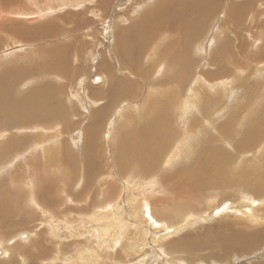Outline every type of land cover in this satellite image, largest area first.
Listing matches in <instances>:
<instances>
[{
  "label": "rangeland",
  "instance_id": "374dc122",
  "mask_svg": "<svg viewBox=\"0 0 264 264\" xmlns=\"http://www.w3.org/2000/svg\"><path fill=\"white\" fill-rule=\"evenodd\" d=\"M0 1V30H3L0 32V74L3 70L13 69L17 76L30 77L31 74L26 72H38L41 62L50 63L56 56V73L52 74L56 79L51 84L54 89L56 87L53 94L56 97L54 101L52 98L54 102L52 104L59 108L57 112H53L55 109L52 110L50 107L37 109L40 114L50 115L42 121L37 119L36 113L32 114L31 118L28 116L29 123H26L29 125L40 122L42 126L41 122L45 124L49 122L47 126H43L44 129L40 126L39 130L30 127L27 128L28 131L22 130L24 123L20 122L16 113V116L9 113L0 114L2 150L5 148L2 145L20 139L19 137H26L31 143V146L30 144L26 146L28 149L26 147L15 149L11 146L3 153L5 155L1 156L5 158L3 161L0 160V192H3L2 195L7 192L3 197L7 198V215L10 223L0 229L2 253V247H7L4 250L6 256L1 255L0 261L8 259L10 263L5 261L6 264H12V260L13 264H27L24 260L28 257L23 252L31 251L30 254H35L33 256L37 259L34 264H264V237L258 240L257 244L246 242L240 244L244 247L253 246L249 252L240 253L237 236L245 230L255 232L251 236L255 235L254 239L257 240L256 232L264 230V220L260 219L264 216V211L260 209L264 206V194L254 195L259 188L253 183L254 178L260 175L264 181V170L259 174L254 168L252 170L246 168L247 179H244L243 175L237 176L234 171L239 165L252 167L253 164H261L262 162H258L260 159L258 161L253 159L264 152V108L261 106L264 104V0H215V8L206 16L202 11L203 2L206 0H182L176 5L180 7L178 12L182 10L183 3L189 2L196 6L197 19L189 17L187 12L183 18L173 19L169 21V25L152 32V38L150 37L152 29L127 30L123 28L129 25L123 23L137 18L138 15L135 13L138 11L135 5L138 4L143 6L139 10L140 17H145L149 22L152 17L141 13L148 9L150 15L157 14L160 9L157 0L149 2L111 0L102 7L103 9L100 5L106 0H82L80 6L74 4L70 8L58 6L61 0H52V8L45 6L51 10L43 6V0L42 3H39V0H30L31 3L25 2L28 0H12V6L8 4L11 3L10 0H6L7 3L5 0ZM73 1L75 3L76 0ZM239 4L244 6L239 8L237 7ZM168 5L167 2L166 6ZM232 5L233 14L240 16L237 19H233L229 13ZM162 9L164 10V7ZM69 14L71 16H68ZM227 15L231 17L227 19ZM118 16L123 17V20L115 23L117 18H120ZM82 20L89 22L85 25ZM48 22H51L49 28L42 25ZM188 25L194 32L190 33L191 48L187 49V45L180 47L182 36L184 37L180 31L184 29L183 26ZM16 26H22L18 33H23L25 38L20 39L18 35L14 38L11 35L13 32L9 29ZM40 26L46 27L48 31L37 32L36 29ZM170 29L178 30L181 35ZM123 30L145 32L147 35L138 43L141 47L134 48L136 39L124 41V45L116 44L119 33ZM28 31L33 35H28ZM223 35L228 39H223ZM216 37L218 42L229 40L234 42V46L224 48L221 53L217 52L213 42ZM247 40L251 41L252 45L250 42L243 43ZM129 42L133 44L127 45ZM143 42L150 47H146V51L140 56L141 59L135 60L137 66H132L124 51L129 52L133 49L135 56L140 49L145 48ZM169 44L174 46L168 47ZM116 46L120 47L117 48L118 52ZM166 48L177 55L180 51L182 55L178 57L183 61L180 62L179 59L177 64L170 59H163L165 57L161 55L166 52L164 51ZM11 50L13 54L9 53ZM186 60L191 62L184 64ZM102 64H108L113 68V73L111 75L107 73L104 83L98 81V78L102 79L106 73ZM186 65L188 68H184ZM47 75L50 74L45 72L41 76L46 78ZM113 76L123 78L127 83V87H119H126L123 90H126V93H121L115 98L108 93L110 90L106 89L108 86L105 84L109 83ZM45 78L39 84L49 85V77ZM36 79H27L25 81L27 84L24 82L21 85L25 86L22 89L19 87L21 81H15L19 89L17 88L18 92L14 96L26 100L24 89L33 87L32 83H36ZM9 83L10 81H7V85ZM199 90L205 92L202 94ZM221 96L225 99L224 104L220 102ZM47 97V92L39 97L40 105L46 103ZM203 102L208 108H205ZM198 103L204 107H199ZM181 104L182 111L179 110ZM232 107L235 109L232 110ZM199 108L201 111L206 110L198 112ZM61 111L70 120L67 121L70 128L63 131L66 124L62 121ZM158 114L169 121L157 129L153 121L158 118ZM193 119L197 120V123L192 122ZM198 123L199 126L206 127L204 133H195H199L197 135H200V138L194 137L189 127V124L196 126ZM225 123L236 124L237 130H241L240 134L235 136V140L231 139V144L225 140L228 138L225 134L215 132L217 124L220 126ZM89 128L95 132L92 141L86 136ZM51 129L55 130L54 133L50 131ZM5 130H8L7 136L3 135ZM179 131L182 132L181 136ZM140 132H143L142 135ZM39 133H42V136ZM174 133V137L172 136L168 142L165 141L168 135ZM185 134L192 135V138H189L190 142L189 140L185 142L190 145L183 146L178 158L173 162L175 168L172 171H179V167L196 166L199 170L194 178L165 175V172L159 169L168 158L170 159L167 160L166 169L173 168L172 154L175 150V153H178L183 138L187 136ZM33 136L40 138L41 141L34 140ZM197 139L203 141L200 155L199 148L193 147ZM126 141L127 144L130 143L128 157L134 160L131 171H153V176L150 174L147 183L156 181L155 189L158 191L154 190L152 193L148 190V194H142L139 189L144 187L138 186V176L128 170H121V166L127 164L128 160L121 162L118 151ZM140 142L144 143L142 147L145 151L149 150V153H139L142 149ZM60 146L66 149L63 154L59 151V148L62 149ZM90 147L91 157L89 155L90 160H87L86 154H89ZM59 152L62 154L59 155L61 160L57 161ZM219 153L228 155L230 161L228 165ZM65 154L70 159H75L64 160L67 158ZM191 154H195L199 161L193 163ZM139 156L144 157L145 162L137 161L141 159ZM184 160L186 161L182 163ZM187 162L191 165L186 166ZM61 164L68 165V169L61 168ZM95 167L99 170L96 171ZM241 169L245 170V166ZM216 185L220 187L215 188ZM29 193L35 195L34 201L30 199ZM111 209L112 212H109ZM253 209L259 211L255 212L259 222H253L250 214L249 218L248 215H243L244 211L253 212ZM40 210L48 213L47 217H42ZM92 218L100 222V225H106L105 228L96 226V220L93 221ZM125 218L129 223L123 220ZM46 219L47 226L45 227L44 223L39 226L40 222ZM55 225L56 231L61 233L60 238L56 237L57 235L53 236L56 232ZM118 227H122L123 231H115ZM231 230L234 233L232 232L230 236ZM22 234H27V238L21 240ZM225 235L228 243L223 242ZM129 239L133 241V246L129 245L131 250H126L125 253L123 249ZM31 242L35 245L38 242L37 245H40L42 250L38 252L31 249L29 247ZM225 245H228L229 250H226ZM0 263L5 264L2 261Z\"/></svg>",
  "mask_w": 264,
  "mask_h": 264
},
{
  "label": "bare ground",
  "instance_id": "6f19581e",
  "mask_svg": "<svg viewBox=\"0 0 264 264\" xmlns=\"http://www.w3.org/2000/svg\"><path fill=\"white\" fill-rule=\"evenodd\" d=\"M4 1V0H3ZM6 1V0H5ZM11 1V3H8V4H11V6L13 5L12 4V0H10ZM19 1H22V0H19ZM62 1L63 0H61V2H59L58 3V6H69V8L70 7H73L74 6V4H78L79 6H80V3L82 2V0H76L75 1V3H74V1L73 0H66L67 2L66 3H62ZM85 1V0H84ZM145 1V0H144ZM147 2H149V1H152V0H146ZM181 1L182 0H157L156 2L158 3V4H160V9H159V11H158V13L157 14H154V15H150L149 13H148V9H146V10H144L141 14H147L148 16H149V18L150 17H152L150 20H149V22L148 21H146L145 20V17H140V15H139V10H141L142 9V7L143 6H141L140 4H138V5H135V7H136V9H137V14L135 13V15H138L137 16V18L136 19H134V18H132V20L131 21H127V22H125V23H123L124 25H126V24H128L129 26H127V27H125V28H123V29H152L151 31H150V37L152 38V32H155L156 30H158V29H161V27L162 26H164V25H169V21H172L173 19L174 20H177V19H181V18H183L184 16H186V13L187 12H189L188 13V15H190L189 17H191L192 19H197V9H196V6L195 5H191L189 2H185V3H183V8H182V10L180 11V12H178L179 10H180V7L179 6H176V5H178V3H181ZM1 2V1H0ZM26 3H28V2H32V1H30V0H28V1H25ZM24 2V3H25ZM43 2H44V4H43V6L45 7H51L52 8V0H43ZM111 2V0H106L105 2L103 1L102 2V4L100 5V7L102 8L103 6H105L107 3H110ZM168 2L169 3V5H168V7L166 6V3ZM6 3H7V1H6ZM39 3H42V0H39ZM2 4H3V2H2ZM1 4V5H2ZM100 4V3H99ZM3 5H6V4H3ZM2 5V6H3ZM20 5V4H19ZM81 5H84V4H81ZM121 5V4H120ZM16 6V5H15ZM22 6H24V4L22 3ZM144 6H145V4H144ZM233 6L234 5H232V6H230V12L229 13H231L232 14V18L233 19H237L238 17H240L239 16V14H233V11H234V8H233ZM243 6H244V4H243ZM243 6H241L240 4L237 6V7H239V8H241V7H243ZM7 7H9V6H7ZM45 7V8H46ZM162 7H164V10L162 9ZM172 7V8H171ZM2 8V7H1ZM10 8H14V7H10ZM18 8V7H17ZM169 8H171V11H170V9ZM213 8H215V0H206L205 2H203V5H202V11L204 12V15L206 16L207 14H209L210 13V11H212V9ZM47 9V8H46ZM74 9V8H73ZM83 9V8H82ZM103 9V8H102ZM150 9H151V6H150ZM162 9V10H161ZM237 9V8H236ZM47 10H51V9H47ZM99 10V9H98ZM101 10V9H100ZM119 10V9H118ZM40 11V10H39ZM89 11V10H88ZM105 11V10H104ZM103 11V12H104ZM115 11V10H114ZM135 11V10H134ZM18 12H19V10H18ZM55 12V11H54ZM72 12V11H71ZM120 12V11H119ZM122 12V11H121ZM5 13V12H4ZM70 13V12H69ZM86 13V12H85ZM91 13V12H90ZM73 14V13H72ZM105 14V13H104ZM121 14V13H120ZM132 14V13H131ZM20 15V14H19ZM116 15V14H115ZM123 15V14H122ZM68 16H71V14H69ZM67 16V17H68ZM76 16H78V15H76ZM124 16V15H123ZM161 16H162V19H161ZM66 17V16H65ZM104 17V16H103ZM118 17H120V18H117V20L115 21V23H119L118 21L120 20V21H122L123 19V17H121V16H118ZM231 16L230 15H227V19H229ZM64 18V17H63ZM105 18V17H104ZM101 19H102V17H101ZM130 19V18H129ZM128 19V20H129ZM51 21V20H50ZM82 23H87V22H89V21H85V20H82L81 21ZM54 23V22H53ZM52 23V24H53ZM81 23V24H82ZM131 23H133L132 25H131ZM172 23V22H171ZM223 23V22H222ZM16 24V23H15ZM55 24V23H54ZM122 24V23H121ZM42 25H45V26H49V25H51V22H48L47 24H42ZM41 25V26H42ZM86 25V24H85ZM116 25V24H115ZM33 26V25H32ZM39 27L38 29H36L37 30V32H42V31H44V30H47V28L46 27ZM120 26V25H119ZM123 26V25H122ZM234 26V25H233ZM27 27V26H26ZM51 27L52 26H50V29H51ZM58 27V26H57ZM57 27H55V28H57ZM44 28H46V29H44ZM49 28V27H48ZM54 28V29H55ZM182 28V26H180V29ZM183 28L184 29H182V31H180L181 33L183 32V35H184V37L182 36V44H180V47H183V46H185V45H187L186 46V48L188 49V48H191V43H192V41H191V36H190V33L191 32H194V29H190V26L188 25V26H183ZM18 29H21L22 30V26H16V27H11V29H9V31L10 32H13V33H11V35L15 38L17 35L18 36H20V39H23V38H25V36L23 35V33L22 34H20V33H18ZM24 29V28H23ZM114 29V28H113ZM2 30V29H1ZM0 30V32H2ZM8 30V29H7ZM118 30H119V27H118ZM121 30V29H120ZM171 31H174L175 33H178V35H181V33L178 31V30H175V29H170ZM6 31V30H5ZM25 31H27V30H25ZM24 31V32H25ZM48 31V30H47ZM53 31V30H52ZM57 31V30H56ZM115 31V30H114ZM7 32V31H6ZM30 31H28V35H31V33H29ZM50 32V31H49ZM39 34V33H38ZM49 33H47V35H48ZM116 34H117V32H116ZM115 34V35H116ZM10 35V36H11ZM33 35V34H32ZM31 35V36H32ZM50 35V34H49ZM147 34L145 33V32H143V31H137V32H134V31H126V30H123L122 32H120L119 33V36H118V38H117V35H116V38H117V43L116 44H122V45H124V41H130V40H132V39H136L137 40V42H136V45L134 46V48H140L141 46H138V43L141 41V39H143L144 38V36H146ZM160 35V34H159ZM30 36V37H31ZM36 36V35H35ZM40 36V35H39ZM54 36V35H53ZM224 36V35H223ZM7 37V36H6ZM40 37H44V36H40ZM47 37V36H46ZM172 37V36H171ZM155 38V37H154ZM40 39V38H39ZM43 39V38H42ZM223 39H228V37L227 36H224L223 37ZM151 40V39H150ZM218 40V38L216 37L215 38V40L213 41L214 42V44H215V48H216V50H217V52H222L223 51V49L224 48H228V47H231V46H234V42H231V41H229V40H220L219 42L217 41ZM7 42V41H6ZM231 42V43H230ZM250 42V43H249ZM22 43V42H21ZM144 43V42H143ZM217 43V44H216ZM240 43V42H239ZM243 43H249L250 45H252L251 44V41H249V40H247L246 42H243ZM133 43L132 42H129L127 45H132ZM146 46H145V48L144 49H140L139 50V52H138V54L137 55H135L134 56V50L132 49L131 51H129V52H126V51H124L125 52V56H126V58L128 59V61L130 62V64L132 65V66H137V64L135 63V60H139V59H141V54H143L145 51H146V47H150V45H147V43H144ZM3 45V44H2ZM59 45H60V43H59ZM240 45H242V44H240ZM172 47V46H174V45H171V44H169L168 45V47ZM195 47V46H194ZM202 46H199V48H201ZM19 48V47H18ZM117 48H120L119 46H116V52H118L117 51ZM123 48V47H122ZM125 48V47H124ZM13 50V49H12ZM12 50H11V52H9L10 54H13V52H12ZM150 50V49H149ZM154 50V49H153ZM242 50V49H241ZM61 51H64V50H61ZM147 51H148V49H147ZM164 51H166V52H164L161 56H164L165 58H163V59H170V61L171 62H174V63H177V60H179L180 58L178 57L179 55H182L181 54V52L179 51V55H177L176 54V52L175 53H173L174 51H169V50H167V48L164 50ZM201 51V50H200ZM199 51V52H200ZM113 52V51H112ZM115 52V53H116ZM242 52H243V50H242ZM244 53V52H243ZM9 54V55H10ZM57 54V53H56ZM261 55L263 54V51H262V53H260ZM7 55H8V53H7ZM45 55V54H44ZM240 55V54H239ZM108 56V55H107ZM150 56V55H149ZM160 56V57H161ZM26 57V56H25ZM56 57V56H55ZM55 57H54V59L53 60H51L50 61V63L49 62H47V63H45V64H43L42 62H41V64L39 65V67H38V72H33V71H29V72H26V73H29V74H31L30 75V77H26V78H22V77H20V76H17V74H16V72L15 71H13V69H11L10 71L8 70L7 71V69L6 70H3L2 72H1V74H0V114H11V115H14V116H16L17 115V117H19L20 119V122H22V123H24L23 124V126L21 127V129L23 130V129H25V130H27L28 131V129L27 128H33L34 130L35 129H38L41 125L38 123V124H36L35 125V123L32 125V124H27L26 122H28L29 123V121H28V116L30 117L32 114H34V113H36V116H37V119L38 120H41L42 121V119L44 120V118H48V117H50V115H46V114H43V113H39L38 112V110L37 109H39V110H42V109H44V108H46V107H50L52 110L53 109H55L53 112H57V110L59 109V108H57V107H55L53 104H52V102L55 100V98L54 97H56V96H54L53 94H54V90L56 89V87H55V89H54V87H52V83H54V79H56L55 77H53L52 76V74H54V73H56V71H55ZM58 57V56H57ZM60 57V56H59ZM62 57V56H61ZM60 57V58H61ZM117 57V56H116ZM105 58H106V56H105ZM117 59V58H116ZM149 59V58H148ZM58 60V59H57ZM101 60V59H100ZM107 60H109V56H108V59ZM260 60V59H259ZM37 61V60H36ZM39 61V60H38ZM183 60H181L180 59V62H182ZM40 62V61H39ZM65 62V61H64ZM64 62H62V63H64ZM108 62V61H107ZM191 62V60H186V61H184V64H186V63H190ZM60 64V63H59ZM109 64V63H108ZM103 65V70L106 72L105 73V75H103V78L101 79L100 77V79L101 80H99V78H98V81L100 82V81H102L103 83L104 82H106V81H104L106 78H107V73H109L110 75L113 73V68L111 67V66H109V65ZM178 64V63H177ZM183 64V65H184ZM219 66H221V65H219ZM57 68V67H56ZM115 68V67H114ZM158 68V67H157ZM184 68H188V65H186V66H184ZM220 67H218V69H219ZM116 69V68H115ZM154 69V68H153ZM134 70V69H133ZM249 70V69H248ZM256 71V70H255ZM45 72H48L50 75H47V77H49L48 79H50L49 80V85H42V84H39V82H41L45 77H42L41 75L42 74H44ZM74 72V71H73ZM34 73V74H33ZM114 73H115V70H114ZM169 73V75H171L170 74V72H168ZM58 75V74H57ZM101 75V74H100ZM164 75V74H163ZM116 76V75H115ZM137 76V75H136ZM47 77L45 78V79H47ZM114 77V76H113ZM37 78V79H36ZM110 78V77H109ZM145 78V77H144ZM27 79H36V83H32L33 84V87H31V88H26V89H24L25 90V94H26V100H23V98L22 97H18V96H14L17 92H18V89H19V87L27 80ZM138 79V78H137ZM148 79V78H147ZM171 80V78L169 77V81ZM259 80V79H258ZM7 81H10V83L7 85ZM15 81H21L20 83H19V87H17L16 86V84H15ZM45 81V83L47 82V80H44ZM97 81V80H96ZM257 81V80H256ZM32 82V81H31ZM251 82V81H250ZM26 83V82H25ZM108 83V82H107ZM107 83H105L107 86V88L106 87H104V88H106V89H108V90H110V92H108V93H110L111 94V97H112V95H113V97L115 98V97H117V96H120L121 95V93H126V90L125 91H123L124 89H126V87H127V83L125 82V80L123 79V78H120V77H114L112 80H110V82L107 84ZM131 83V82H130ZM27 84V83H26ZM133 84V83H132ZM251 84V83H250ZM104 85V84H103ZM239 85V84H238ZM101 86V85H100ZM121 86H126V87H124V88H119V87H121ZM195 86V85H194ZM212 86V85H211ZM211 86H208V87H211ZM254 86V85H253ZM23 87H25L24 85L23 86H21V89L23 88ZM39 87H42V88H39ZM196 87H197V85H196ZM195 87V88H196ZM18 88V89H17ZM59 88V87H58ZM203 88H206V87H203ZM139 89V88H138ZM198 89V88H197ZM209 89V88H208ZM210 89H212V88H210ZM209 89V90H210ZM242 89H243V87H242ZM252 89H254V88H252ZM128 90V89H127ZM193 91V90H192ZM191 91V92H192ZM200 91V90H199ZM235 91V90H234ZM44 92H47V94H48V97L46 98V103L45 104H43V106L42 105H40V103L38 102V99H39V97L44 93ZM58 92H59V90H58ZM196 92V91H195ZM198 92V91H197ZM202 94L205 92H202V90L200 91ZM213 92V91H212ZM232 92V91H231ZM88 93V92H87ZM105 93V92H104ZM206 93L207 94H209L207 91H206ZM225 93V92H224ZM234 93V92H233ZM114 94H116V95H114ZM131 94V93H130ZM193 94V93H192ZM197 94V93H196ZM217 94H221V93H217ZM228 94V93H227ZM227 94H224V95H226L227 96ZM195 95V93L193 94V96ZM209 95H211V94H209ZM216 95V94H215ZM214 95V97H217V96H215ZM10 98H9V97ZM94 96V95H93ZM134 96V95H133ZM198 96V95H197ZM228 96H230V95H228ZM200 97L201 98H204V97H202L201 95H200ZM6 98H8V99H6ZM52 98H54L53 99V101H52ZM150 98V97H149ZM168 98V97H167ZM166 98V99H167ZM200 98V99H201ZM206 98V97H205ZM222 98V99H221ZM221 101L220 102H223V104H224V102H225V99H224V97L223 96H221ZM226 98V97H225ZM246 98V97H245ZM195 99V98H194ZM219 99V98H218ZM74 100H76V99H74ZM196 100V99H195ZM210 100V99H209ZM223 100V101H222ZM261 100V99H260ZM57 101H58V99H57ZM71 101V100H70ZM184 101V100H183ZM201 101V100H200ZM207 101V100H206ZM229 101V100H228ZM212 102V101H211ZM54 103V102H53ZM183 103V102H182ZM195 103V102H194ZM204 103V102H203ZM264 103V102H263ZM53 106H52V105ZM199 104V103H198ZM205 104V103H204ZM63 105V104H62ZM211 105V104H210ZM181 106H182V104L180 105V107H179V110L180 111H182V108H181ZM199 107L200 106H203L204 107V105L203 104H199L198 105ZM230 106H232V105H230ZM238 105H236V107H237ZM240 106V105H239ZM261 106L264 108V104L262 105L261 104ZM260 106V107H261ZM203 107H201V108H203ZM229 107V106H228ZM102 108V107H101ZM201 108H199L200 110H198V112L199 111H201ZM205 108H208L207 107V105L205 104ZM67 109V108H66ZM194 109V108H193ZM233 109H235V107L233 108L232 107V110ZM238 109V108H237ZM68 110V109H67ZM177 110V109H176ZM203 110H206V109H203ZM203 110L201 111V112H203ZM231 110V111H232ZM104 111V110H103ZM207 111H208V109H207ZM43 112H44V110H43ZM67 112H69V110L67 111ZM74 112V111H73ZM96 112H98V111H96ZM197 112V111H196ZM205 112V111H204ZM236 112H237V110H236ZM240 112V111H239ZM15 113H16V115H15ZM101 113V112H100ZM158 113V112H157ZM177 113V112H176ZM183 113V112H182ZM185 113V112H184ZM96 114H98V113H96ZM205 114V113H204ZM237 114H239V113H237ZM159 116H158V118L155 120V121H153V123H156V125L157 126H155L154 125V127H156L157 129L160 127V126H164V125H166L167 124V122L169 121L168 119H166V118H162V115L161 114H158ZM184 115V114H183ZM47 116V117H46ZM98 116V115H97ZM186 116V115H185ZM235 116V115H234ZM96 117V116H95ZM179 117V116H178ZM6 118V117H5ZM31 118V117H30ZM36 118V117H35ZM61 118H62V121H63V123H65L66 124V127H64L63 129H62V131L63 130H66V129H68V128H70V123H68L67 121L69 120L68 119V116L67 115H65L64 116V112L63 111H61ZM168 118V117H167ZM180 118V117H179ZM189 118V117H188ZM95 119V118H94ZM166 119V120H165ZM196 119V118H195ZM241 119V118H240ZM50 120V119H49ZM96 120V119H95ZM183 120V119H182ZM14 121V120H13ZM18 121V120H17ZM31 121V120H30ZM35 121V120H34ZM33 121V122H34ZM70 121V120H69ZM193 121H195L194 119L192 120V122ZM197 121V120H196ZM195 121V122H196ZM47 122V121H46ZM189 122V121H188ZM190 122H191V120H190ZM222 122V121H221ZM233 122V121H232ZM26 123V124H25ZM37 123V122H36ZM42 123V129H44V127L43 126H47L48 124H49V122H47L46 124H45V122H41ZM96 123V122H95ZM98 123H99V120H98ZM97 123V124H98ZM197 123V122H196ZM236 123H237V121H236ZM44 124V125H43ZM191 124V123H190ZM189 124V127H191V132H193V136L194 137H196V138H200V135H197V134H199V133H197V134H195L196 132H202V133H204L206 130V127H204V126H199V123H198V125H196V126H193V125H190ZM235 125L236 124H233V123H231V124H229V123H225V124H223V125H220V126H218V124H217V128H216V133L217 134H225L226 135V137H228V138H225V140L226 141H228V143H232V140H235V136L236 135H239L240 134V131L241 130H237L238 128L237 127H235ZM25 126V127H24ZM41 127L39 128V129H41ZM101 127V126H100ZM185 127V126H184ZM189 127H186L187 129L189 128ZM211 127V126H210ZM213 127V126H212ZM45 128H47V127H45ZM196 128H198V129H196ZM225 128H227V129H225ZM38 129V130H39ZM187 129H185V130H187ZM190 129V128H189ZM88 130V129H87ZM33 131V130H32ZM46 131V129L45 130H43V132H45ZM50 131H52L53 133H54V131L51 129ZM212 131H214V130H212ZM255 131H257V130H255ZM1 132V131H0ZM5 132V133H4ZM4 132H2V133H4L3 135L5 136H7V132H8V130H5ZM34 132V131H33ZM87 132V137L88 138H90L91 139V141H92V137H93V135H95V132L93 133L92 132V129H90L89 128V130L88 131H86ZM180 132V131H179ZM182 132H184V130L182 131ZM182 132H180L179 134H180V136H181V133ZM234 132V133H233ZM248 132V131H247ZM250 132H251V130H250ZM253 132H254V130H253ZM258 132V131H257ZM30 133V132H29ZM142 133L143 132H140V134L142 135ZM188 133V132H187ZM252 133V132H251ZM250 133V134H251ZM255 133V132H254ZM139 134V135H140ZM206 134V133H205ZM204 134V135H205ZM209 134V133H208ZM257 134V133H256ZM35 135V134H34ZM39 135L40 136H42V133L40 134L39 133ZM185 135H187V136H185V138H183V141H182V143H181V146L178 148V153H175V151L173 152V158H171V159H173L172 160V163L175 161V159L176 158H178V156H179V154L181 153V150H182V148H183V146L186 144L187 146H189L190 145V143H185V142H187L188 140V142H190V139L189 138H192V135L191 134H185ZM203 135V136H204ZM211 135V134H210ZM32 136V135H31ZM75 136V135H74ZM174 137L175 136V133L173 134V135H168L166 138H165V141H167L168 142V140L171 138V137ZM179 136V137H180ZM202 136V135H201ZM243 136V135H242ZM19 137V136H18ZM30 137V136H29ZM33 137H35V136H33ZM48 137V136H47ZM183 137V136H182ZM16 138H17V136H16ZM20 139H17V140H13V141H11V142H9L8 144H5V145H2V146H5V148H4V150H2L1 148H0V160H2L3 158H5V157H1V156H4L5 154H3V153H5V152H7L8 151V149H9V147L11 148V146H13V148H15V149H19L20 147L21 148H23V147H26V146H28L29 144V146H31V143L26 139V137H19ZM44 138V137H43ZM188 138V139H187ZM244 138V137H243ZM8 139V138H7ZM11 140L13 139V138H10ZM132 139V138H131ZM130 139V140H131ZM232 139V140H231ZM34 140H36V141H41V139L40 138H37V137H35V139ZM46 139L44 138V141H45ZM52 140V139H51ZM131 142H133L132 140H131ZM41 143V142H40ZM4 144V143H3ZM125 145H123V146H121L120 147V151H118V157H119V159L121 160V162H123V161H127L128 160V162H127V164L125 163V165H122L121 166V170H128V171H130L131 172V174H135V175H137L138 176V186H142V187H144V188H146V189H144V188H141L140 187V192L142 193V194H148V192L149 191H151L152 193L154 192V190H157V189H155L156 188V181H151L149 184L147 183V179L148 178H150L149 176H150V174H152V176H153V171H151V172H147V171H145V172H132L131 170H132V165H133V162H134V160L132 159V158H130V157H128V153H129V145H130V143L128 142V144H127V141H126V143H124ZM127 144V145H126ZM140 144H141V147L142 146H144V143H141L140 142ZM167 144V143H166ZM180 144V143H179ZM202 144H203V141H199L198 139H197V142H196V144L193 146L194 148H199V150H200V153H199V155L201 154V146H202ZM34 145V144H33ZM60 145H61V143H60ZM44 146V145H43ZM65 146V145H64ZM133 146H134V142H133ZM133 146H132V148H133ZM163 146V145H162ZM171 146V145H170ZM169 146V147H170ZM59 147V146H58ZM60 147H62V149L60 150V148H59V151L63 154L64 152H66V149H65V147L63 148V146H60ZM178 147V146H177ZM8 148V149H7ZM29 147H26V149H28ZM131 148V149H132ZM39 150V149H38ZM92 150V147H90V149H89V154H86L87 155V160H90V157H91V151ZM162 150H163V147H162ZM239 150H241V149H239ZM185 151V150H184ZM192 151V150H191ZM58 153V158H57V161H60L59 160V155L61 154V153ZM149 153L150 151L149 150H147V151H145L144 149H143V147H142V149H140V152L139 153H142V154H144V153ZM194 153V152H193ZM264 153V152H263ZM263 153H261L260 155H258L255 159H253L254 161H258L259 159H260V161H258V162H262L261 164H258V165H256V164H253V166L252 167H248V166H246V165H239L238 167H236L237 168V170H234L235 171V173H236V175L237 176H241V175H243V178L244 179H247V177H248V174H246V172L248 171L246 168H248L249 170H252L253 168L255 169V171L257 170L258 171V173L260 174V173H262V171L264 170V156H263ZM61 154V155H62ZM166 154V153H165ZM188 154V153H187ZM220 154V156L223 158V161L224 162H226L227 163V165L230 163V161L228 160V155L227 154H225V153H219ZM66 155V154H65ZM83 155V154H82ZM89 155H90V157H89ZM45 156H46V154H45ZM53 156V155H52ZM70 156H71V154H70ZM191 156H193V163H195V162H198L199 160H198V158L196 157V155L195 154H191ZM66 157H67V155H66ZM253 157V156H252ZM14 158V157H13ZM63 158H65V157H63ZM138 158H141V156H139ZM67 159H69V160H71V159H73V158H71L70 159V157H67V158H65L64 160H67ZM75 159V158H74ZM73 159V160H74ZM80 159V158H79ZM82 159V158H81ZM116 159H117V157H116ZM119 159H118V161H119ZM170 158H168L167 160H169ZM15 160V159H14ZM13 160V161H14ZM47 160V159H46ZM85 160V159H84ZM138 160H141V163H143V162H145V158L143 157V158H141V159H137V161ZM167 160H165L166 161V163L164 162L163 163V166L159 169V170H162L163 172H165V175L166 174H172V175H174L175 177L176 176H181V177H184V178H194L195 177V175H196V173H197V171L199 170V168H198V166H196V167H194V168H191V167H179V171H172L175 167H174V163H173V168H171V169H166V164H167ZM3 161V160H2ZM53 161V160H52ZM171 161V160H170ZM178 161H179V159H178ZM186 160H184V161H182V163L183 162H185ZM47 162V161H46ZM177 162V161H176ZM250 162H251V159H250ZM13 163V162H12ZM54 163V162H53ZM58 164L60 163V162H57ZM63 163V162H62ZM65 163H67V162H64V164ZM171 163V164H172ZM181 163V164H182ZM254 163H256V162H254ZM0 164H1V162H0ZM52 164V163H51ZM55 164H56V162H55ZM63 164V165H64ZM68 164H70V166H71V163H69L68 162ZM179 164V163H178ZM46 165V164H45ZM54 164H52V166H53ZM182 165H184V164H182ZM191 165V163L190 162H187L186 163V166H190ZM226 165V166H227ZM55 166H57V165H55ZM59 166V165H58ZM61 166V168H66V169H68V165L67 166H62V164L60 165ZM179 166V165H178ZM243 166H245V170H243V169H241ZM2 167V166H1ZM28 167H30V166H28ZM54 167V166H53ZM167 167H168V165H167ZM170 167V166H169ZM3 168V167H2ZM49 169V168H48ZM72 169V168H71ZM54 170V169H53ZM93 170V169H92ZM95 170L97 171V170H99V169H97L96 167H95ZM118 170V169H117ZM65 171V170H64ZM158 171V170H157ZM260 171V172H259ZM155 172V171H154ZM95 173V172H94ZM240 175H239V174ZM93 174V173H92ZM257 174V173H256ZM259 174H257V176L259 175ZM254 175H255V173H254ZM208 176V175H207ZM261 176V175H260ZM260 176H258L257 178H254V181H253V183H254V185H256L258 188H259V190L258 191H256L255 193H254V195H256V193L258 194V195H263L264 194V184H263V186L261 185V183H262V181L263 180H261V178H260ZM162 177H163V175H162ZM32 178H34L33 176H32ZM31 178V179H32ZM130 178H132V177H130ZM23 179V178H22ZM19 180V179H18ZM56 180V179H55ZM131 180H133V178L131 179ZM258 181L257 183L255 182V181ZM57 181V180H56ZM29 182H30V180H29ZM29 182H28V184H29ZM154 182V183H153ZM264 182V181H263ZM59 183V182H58ZM154 184V185H153ZM158 184V183H157ZM21 185H23V184H21ZM48 185H50L49 183H48ZM27 186V185H26ZM31 186V185H30ZM52 186V185H51ZM51 186H49L50 188H51ZM153 186H155L154 188H152ZM262 186V187H261ZM53 187V186H52ZM55 187V186H54ZM220 186L219 185H216V187L215 188H219ZM163 188V187H162ZM161 188V189H162ZM22 189V188H21ZM20 189V190H21ZM29 189H31V188H29ZM134 189V188H133ZM164 189H166V188H164ZM6 190V189H5ZM23 190V189H22ZM50 190V189H49ZM149 190V191H148ZM262 190V192H260ZM24 191H25V188H24ZM158 191V190H157ZM156 191V192H157ZM199 191H201V190H199ZM231 192V191H230ZM2 193L3 192H0V225H1V227H0V229H2V227H4V226H6L7 225V223H10V218H9V216L7 215V198L5 199V197H3L4 195L6 196L7 195V192L5 193L4 192V195H2ZM47 193H48V191H47ZM25 192H24V197H25ZM30 194V199L31 200H35V195L34 194H32V193H29ZM47 195V194H46ZM70 195V194H69ZM48 196V195H47ZM43 197H45L44 195H43ZM257 197V196H256ZM41 198H42V196H41ZM49 198V197H48ZM48 198H47V200H48ZM108 198V197H107ZM3 199H5V200H3ZM42 201H44V199H42ZM48 202V201H47ZM111 202V201H110ZM1 203H5L6 205H4V206H2L1 205ZM49 204V203H48ZM91 205V204H90ZM258 205H260V203L258 204ZM25 206V205H24ZM31 206V205H30ZM29 206V207H30ZM48 206V205H47ZM87 206V205H86ZM99 205L97 204V207H98ZM118 206V205H117ZM36 207V206H35ZM50 207V206H49ZM49 207H47V208H49ZM52 207V206H51ZM260 207V206H259ZM33 208H34V204H33ZM36 209H38V207L36 208ZM86 209V208H85ZM89 209V208H88ZM102 209V208H101ZM247 209V208H246ZM245 209V210H246ZM257 209H259V208H257ZM257 209H253V212H249L248 210V212L246 211V213H245V211H244V214L243 215H248V214H250V216L252 217V221L253 222H259V217H257V214L255 213L256 212V210ZM261 210H263L264 211V206H262V208H260ZM22 210V209H21ZM24 210H26V209H24ZM22 211L23 213H25V211ZM34 210V209H33ZM38 211V210H37ZM251 211V210H250ZM258 211V210H257ZM21 212V213H22ZM34 212H35V210H34ZM105 212H107V211H105ZM109 212H112V209L109 211ZM259 212V211H258ZM30 213V212H29ZM28 213V214H29ZM102 213V212H101ZM104 213V212H103ZM27 214V213H26ZM98 215L100 214V213H97ZM213 214V213H212ZM12 215V214H11ZM40 215L42 216V217H47V215H48V213L46 214V213H44L43 211H41L40 210ZM45 215V216H44ZM20 217H21V214L19 215ZM24 216H22V218H23ZM31 217V216H30ZM50 216H48V218H49ZM21 218V219H22ZM26 218H27V216H26ZM29 218V217H28ZM127 218L128 219H130L129 218V216H127ZM248 218H249V215H248ZM256 218H257V221H255L256 220ZM93 219V218H92ZM261 220H264V216H262L261 218H260ZM25 221H26V219H24ZM30 220V219H29ZM94 220H96V219H93V221ZM125 222H127V220H126V218L125 219H123ZM92 221V223H95V222H93ZM191 221V220H190ZM251 221V220H250ZM131 222V221H130ZM45 225H44V224ZM97 223H99L98 225H97ZM127 223H129V222H127ZM225 223V222H224ZM42 224L46 227L47 225V219L46 220H44V222H40V224H39V226H42ZM226 224V223H225ZM252 224V223H251ZM53 225V224H52ZM95 225L96 226H100V228H105V226L106 225H100V222H98L97 220H96V223H95ZM252 227V226H251ZM8 228H10V227H8ZM54 231H56V225L54 226ZM62 229V228H61ZM65 228H63V230H64ZM223 229V228H222ZM225 229V228H224ZM182 230V229H181ZM251 230V229H250ZM65 231V230H64ZM115 231H123L122 230V227H118ZM216 231V230H215ZM221 231V230H220ZM225 231H227V229L225 230ZM223 232V231H222ZM230 232V236H231V234H232V230L231 231H229ZM54 233V232H53ZM125 233V232H124ZM145 233V232H144ZM234 233V232H233ZM255 233V232H254ZM254 233H251V232H247V231H245V230H243L242 232H240V233H238L237 234V236H238V242H239V245H238V251L240 252V253H242V252H249V250H251V248L253 247V246H251V245H247V247L245 248L244 246H240V244H244L245 242L248 244H257L259 241L258 240H261V238H263L264 237V230H259V231H257L256 232V235H257V240L256 239H254V236H251V235H253ZM52 234V233H51ZM57 235V236H56ZM60 235H61V233H58L57 231L53 234V236H56V237H58V238H60ZM144 235V234H143ZM27 234H22V235H20V239L22 240V239H26L27 238ZM226 236V235H225ZM224 236V237H225ZM39 237H41V234L39 235ZM207 237V236H206ZM202 239V238H201ZM209 239V238H208ZM254 239V240H253ZM0 240L2 241V239L0 238ZM40 242V241H39ZM204 242H207V241H204ZM224 243H228V239H227V236H226V238H225V240L223 241ZM263 242V241H262ZM38 243V242H37ZM37 243H36V245H35V243L34 244H32V242H31V245L29 246L31 249H33V250H36V251H41L42 249H41V247H40V245H37ZM43 243V242H42ZM213 243V242H212ZM40 244V243H39ZM133 244V241L131 240V239H129L128 240V242H127V244L125 245V247H124V249H123V251L126 253V250H131V248L129 249V245L131 246ZM219 245H220V243H218ZM261 244V243H260ZM188 245V244H187ZM194 245V244H193ZM197 245H199V244H197ZM216 245V244H215ZM214 245V246H215ZM20 246V245H19ZM45 246V245H44ZM133 246V245H132ZM131 246V247H132ZM210 246V245H209ZM213 246V245H212ZM226 246V250H229V247H228V245H225ZM262 246V245H261ZM193 247V246H192ZM245 249H244V248ZM3 248V253H2V251L0 250V256L1 255H4V250H5V248H7V247H2ZM17 248H19V247H17ZM26 248V247H25ZM213 248V247H212ZM255 248H256V246H255ZM254 248V249H255ZM10 249V248H9ZM21 249H23L22 247H21ZM20 249V250H21ZM6 251H7V249H6ZM23 251V250H22ZM21 251V252H22ZM27 251V250H26ZM8 252V251H7ZM11 252V251H10ZM14 252H15V250H14ZM17 252H18V250H17ZM35 252V251H34ZM20 253V252H19ZM23 253H25L24 255L26 256V257H28V259L27 260H24V261H26L27 262V264H34L36 261L35 260H37L33 255H35V254H33V255H31L32 253H31V251L29 252V251H27V252H23ZM31 253V254H30ZM6 254V253H5ZM8 254V253H7ZM12 254V253H11ZM11 254H10V256H11ZM44 254V250L42 251V255ZM18 255V254H17ZM4 256H6V255H4ZM15 256V255H14ZM88 256V255H87ZM8 257V256H7ZM12 257V256H11ZM17 257V256H16ZM216 257V256H215ZM3 258V257H2ZM38 258V257H37ZM91 258V257H90ZM95 258V257H94ZM7 259V258H6ZM26 259V258H25ZM92 259H93V257H92ZM264 259V258H263ZM4 260H5V258H4ZM8 260V259H7ZM7 260H5V261H7ZM2 261V263L4 262L5 263V261H3V259L1 260ZM0 261V262H1ZM8 261H10V260H8ZM7 261V262H8ZM90 261V260H89ZM88 260H87V262H89ZM263 261V260H262ZM6 262V263H7ZM12 262V264H13V260L11 261ZM91 262V261H90ZM93 262H95V261H93ZM5 263V264H6ZM8 263H10V262H8ZM1 264V263H0Z\"/></svg>",
  "mask_w": 264,
  "mask_h": 264
}]
</instances>
